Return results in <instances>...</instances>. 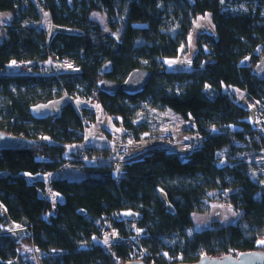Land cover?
I'll use <instances>...</instances> for the list:
<instances>
[{"label":"trees","instance_id":"obj_1","mask_svg":"<svg viewBox=\"0 0 264 264\" xmlns=\"http://www.w3.org/2000/svg\"><path fill=\"white\" fill-rule=\"evenodd\" d=\"M0 0V130L16 136L22 147L0 152V261L21 259L23 244L43 254L41 264H147L195 263L202 256H237L264 251V188L250 177L249 159L264 157V133L251 122V111L225 89L237 88L264 110V80L253 74L264 55V0ZM50 14L55 31L42 27L43 10ZM248 2V12H231L234 4ZM173 4L172 12L167 5ZM258 4V7L253 6ZM106 11L115 23L111 32L93 18ZM212 15L214 35L198 40L191 71L170 72L163 60L178 57L193 28V18ZM179 23L177 36L170 28ZM50 56L70 60L79 72L61 70L59 76L28 77L7 74L11 59L43 62ZM250 60L247 64L246 61ZM135 69L154 77L135 97L103 94L104 78L122 83ZM16 85L17 93L11 89ZM179 84L181 92L175 91ZM209 87L210 91L206 92ZM24 88V89H23ZM109 116H119L127 140H139L149 123H139V108L131 104L151 99V106L168 109L192 121L190 134L204 137L201 145L183 160L179 154L158 148L144 158L124 165L118 178L111 161L88 165L65 158L69 146L84 142L89 124L96 122L90 108L79 112L65 105L60 115L37 118L33 106L66 94L84 102L94 97ZM126 101L128 103H126ZM235 136L243 146H234ZM46 139H49L47 141ZM94 156H108V148L90 146ZM229 150L226 164L220 153ZM83 166L85 178H55L50 189L64 199L47 218L51 204L43 195L46 183H30L22 174L62 171L67 165ZM214 191L229 195L230 204L242 212L237 224L194 231V214L204 213ZM139 215L143 232L139 243L123 211ZM116 212L118 239L109 249L96 244L99 226ZM17 225L24 234L10 232ZM175 239L174 243L170 240ZM140 244V245H139ZM149 246V253H141ZM166 252L168 256L163 255ZM179 257V260L176 258Z\"/></svg>","mask_w":264,"mask_h":264},{"label":"rangeland","instance_id":"obj_2","mask_svg":"<svg viewBox=\"0 0 264 264\" xmlns=\"http://www.w3.org/2000/svg\"><path fill=\"white\" fill-rule=\"evenodd\" d=\"M32 1L28 0L27 2ZM250 5L248 2H243L241 4H234L229 7V10L231 12H248L250 9ZM253 6L258 7V4H253ZM38 7L44 10V4L40 2L38 3ZM175 6L173 4L167 5V9L172 12ZM93 18L98 21L101 26L106 29L107 31L111 32L110 24L115 23L114 20L108 16L106 11H100L93 15ZM5 15H0V24H3L5 21ZM193 28L192 31L187 39V42L181 46L180 52L178 57L174 58H165L163 60L166 70L170 72H176V71H182L192 70V62L193 58L196 55L198 51V40L202 36L203 40L206 42L205 51H209L210 43H209V37L214 35V24L212 21V15L210 13H207L203 16H198L197 18H193ZM10 20H8L9 22ZM178 26L179 23L177 21L176 25L170 28V33L172 36H177L178 33ZM42 27L44 30H46L49 34L53 33L56 29L52 25L50 14L47 12L43 13V21H42ZM247 64L250 63V60L246 61ZM11 89L14 93H17V87L16 85H12ZM24 89V88H23ZM234 91H236V98L237 102L248 108L247 106V97H245L244 92L242 90H239L237 88H233ZM176 92H181L180 85L177 84L175 86ZM210 88H206V92H209ZM227 93H230L228 89L224 90ZM68 100L67 96L64 97H58L55 98L52 101L46 102V103H40L38 105H35L32 107L31 112L32 115L37 118H44L47 116H53V115H60L63 106L65 105L66 101ZM126 103H128L126 101ZM152 102L150 98L139 100L136 104H131V109H138L139 111L137 113V118L139 123H149L151 121L161 122L159 125H178L183 123L184 120L174 112L165 109V108H157L151 106ZM0 106H3V97H0ZM75 108L81 112L82 108H90L94 112H96L97 121L95 123L89 124L85 131L86 140L89 144L93 145H99L98 138L103 137L104 135L101 134V128L100 124H107L106 126H110L114 128V130H117L118 125L117 122L121 123L122 126V119L119 116H114L112 118L107 117L103 111V108L98 103H85L83 102L80 97H77L75 103ZM253 116V114H252ZM251 122L254 127H256V123L254 120V117H251ZM123 127V126H122ZM102 132H105L102 128ZM166 137H163V141L165 144ZM49 141V139H46ZM85 140V139H84ZM85 145H73L69 146L68 150L65 154V158L72 161L73 159V152H77L80 148H83ZM101 146V145H100ZM87 147V146H86ZM229 154V150L226 149L225 151L220 153V165L226 164V155ZM98 157V156H97ZM99 158V157H98ZM112 161V160H111ZM72 165V164H70ZM249 165H250V177L253 181L257 182L261 185L262 188H264V157L262 155H254L249 159ZM77 166V165H76ZM73 166L66 168L63 172L59 173L60 177L67 178L70 180H81L82 179V171L81 170H74L72 169ZM75 167V166H74ZM82 169V168H80ZM234 191H228L225 194H221V192L214 191L210 194L211 200L209 201L208 206L205 208L204 213H198L193 215L195 227L194 231L200 232L206 229H210L214 225H218L219 227L222 226H228L232 224H237L242 216V212L237 211L229 202V195L232 194ZM0 213L5 216L6 211L5 208L0 203ZM122 218H137L138 215H136L133 211H123L121 214ZM130 221V224L132 225V228L135 232V236L133 237V240H136L139 243V239L142 237L140 230L137 228V224H135L136 221L134 220H128ZM118 239L117 237H108L106 239L99 240V243H103L104 245L110 244V247L113 245V243ZM176 241L175 239H171L170 242L174 243ZM264 235L261 237L259 241V245L264 247ZM140 245V244H139ZM32 247L29 244H23L22 249H20L21 253L23 250H27L28 254H26L24 257H21V259H17L14 262H10L8 264H33L34 259L29 256V252L31 251ZM150 247L146 246L143 247V250L141 253L144 255L145 253H149ZM40 253V252H39ZM163 255L168 256L166 252H162ZM179 260V257L176 258ZM0 264H4V262L0 261Z\"/></svg>","mask_w":264,"mask_h":264},{"label":"crops","instance_id":"obj_3","mask_svg":"<svg viewBox=\"0 0 264 264\" xmlns=\"http://www.w3.org/2000/svg\"><path fill=\"white\" fill-rule=\"evenodd\" d=\"M183 71H187V70H183ZM228 90L232 92L233 95L236 96V91H234L233 88H230ZM242 92H244L245 97H246L247 93L245 91H242ZM93 113L96 116V112L93 111ZM104 113L107 117L112 118V116L107 115L105 111ZM96 121H97V116H96ZM161 122H159V124H161ZM120 124L121 123L117 122V125H118L117 130H114V128L110 126H106L107 124L105 123L100 124L101 134L104 135V138L101 137L100 135V137L98 138L99 140L97 142L99 143V145L89 144L86 140V136H85L84 142L82 143V146L85 145L88 147L96 146L99 148H108L109 155L107 157L104 155L98 156L102 160V162L118 160L121 157L128 159V161L122 162L119 165L115 166V169H116L115 174L117 175L118 178L122 177L124 165L127 162L142 159L146 155H148L150 152H152L153 150L162 148L164 145L163 137L170 136L174 142L180 143L182 141H185L191 135L190 130L193 127L192 121H183V123L178 124V125H169V124L159 125L158 122L151 121L148 131L142 134L139 140L129 141L127 140V137H126L127 132L124 129V127H122L123 124L122 126ZM102 128L104 129L105 132H102ZM168 150L179 154V156L183 160L188 159L189 152L185 151L180 145L174 146L173 148H168ZM71 166H73L72 169L74 170H81V171L83 170V166H76V165H67L66 168L71 167ZM64 170L56 172V173H47V174H38V175L22 174V176L26 178V180L30 183H33L36 181H44L46 183V186H47L46 193L43 195V198L49 201L52 207L51 210L47 214V218L50 217L51 215H54L57 210V205L63 203L64 201L61 195H59L56 192H53L50 189V183L52 180H54L55 178L64 179L63 177L59 176V173L63 172ZM82 174H83L82 175L83 176L82 179H83L85 178V173L82 171ZM135 214L138 215L137 213ZM4 217L6 218V215ZM123 219L137 221L139 219V215L137 216V218H123ZM10 227H11L10 232L12 233H17L18 235L25 233L24 230H22L21 227L17 225L12 224L10 225ZM140 232L142 236L143 232L141 230ZM95 243L103 246L106 249H109L110 247V244L104 245L103 243H99V240H96ZM20 249H22V245L19 248V254L21 257H24L26 254H28L27 250H23L21 253Z\"/></svg>","mask_w":264,"mask_h":264},{"label":"built area","instance_id":"obj_4","mask_svg":"<svg viewBox=\"0 0 264 264\" xmlns=\"http://www.w3.org/2000/svg\"><path fill=\"white\" fill-rule=\"evenodd\" d=\"M61 70H67L71 72H79L80 69L74 62L70 60H61L56 56H50L46 61L35 63V62H27L18 59H11L8 66H7V74L28 77L32 75H39V76H59ZM68 100L66 101L67 105L74 104L73 98L66 94ZM99 93L95 92L94 97L88 100H85V103H91L92 101H96L98 98ZM247 97V96H246ZM247 106L253 114L256 129L264 133V110L260 102L250 99H247ZM204 140L203 136L197 134H191L185 141L180 143L174 142L170 136L166 137L165 144L163 148H173L174 146L180 145L185 151L192 152L196 148H198L202 141ZM231 143L238 147L243 146V144L235 137H231ZM77 160L84 164L88 165H98L102 162L100 158L93 155V150L89 149V147L84 146L80 148V152L78 155ZM128 159L126 158H119L118 160L111 161L115 166L119 165L122 162H126ZM120 219L119 214L113 212L110 215L109 220L102 223L99 226V235L101 239H106L108 237H117L118 236V229L116 227V222ZM30 257L34 259L33 264H41L40 260L43 257V254L39 253L35 247H32L31 251L29 252Z\"/></svg>","mask_w":264,"mask_h":264},{"label":"water","instance_id":"obj_5","mask_svg":"<svg viewBox=\"0 0 264 264\" xmlns=\"http://www.w3.org/2000/svg\"><path fill=\"white\" fill-rule=\"evenodd\" d=\"M4 23H8L5 20ZM253 74L260 80H264V55L254 66ZM154 73L147 69H135L131 71L128 77L122 83L115 82L108 78L102 79L99 89L109 96L115 97L122 93L128 97H135L142 94ZM22 147L21 141L14 135H9L0 130V152L16 151ZM126 264H147L142 260L130 261ZM178 264H264V251L241 252L237 256L211 257L202 256L195 263H178Z\"/></svg>","mask_w":264,"mask_h":264},{"label":"snow or ice","instance_id":"obj_6","mask_svg":"<svg viewBox=\"0 0 264 264\" xmlns=\"http://www.w3.org/2000/svg\"><path fill=\"white\" fill-rule=\"evenodd\" d=\"M262 243H264V242H262Z\"/></svg>","mask_w":264,"mask_h":264}]
</instances>
